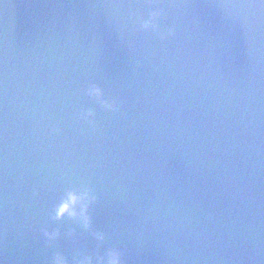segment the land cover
Here are the masks:
<instances>
[{"label": "water", "instance_id": "95a60500", "mask_svg": "<svg viewBox=\"0 0 264 264\" xmlns=\"http://www.w3.org/2000/svg\"><path fill=\"white\" fill-rule=\"evenodd\" d=\"M153 7L175 36L134 24ZM81 184L99 249L51 218ZM114 246L126 264H264V0H0V264Z\"/></svg>", "mask_w": 264, "mask_h": 264}, {"label": "clouds", "instance_id": "9594fccd", "mask_svg": "<svg viewBox=\"0 0 264 264\" xmlns=\"http://www.w3.org/2000/svg\"><path fill=\"white\" fill-rule=\"evenodd\" d=\"M165 15L166 12L163 8L153 7L148 11L146 17L142 14H134V24L138 23L139 28L145 31L156 32L161 39H169L176 35V26L173 24L161 28V19ZM86 95L102 104L106 111L119 110V102L116 99H106L105 90L98 83H90L86 89ZM95 115V110L91 108L80 113L81 118L92 125L95 124ZM54 131L59 133L61 129L57 127ZM97 200L98 195L91 185H69L53 205L50 213L51 218L59 221L67 216L77 221L81 227L88 230L95 238L99 249L108 239V234L97 229L93 223L92 209ZM43 235L46 237V246L53 247L55 241L60 238L61 231L59 228H44ZM68 235L74 236L75 233L73 231ZM50 264H126L125 250L114 246L106 248L103 252L99 250L96 252H78L72 257L71 261L62 251H56L51 257Z\"/></svg>", "mask_w": 264, "mask_h": 264}]
</instances>
